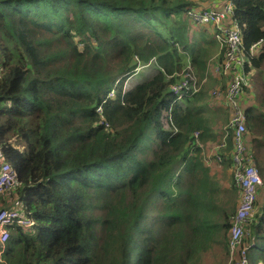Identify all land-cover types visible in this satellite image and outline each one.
<instances>
[{
	"label": "trees",
	"instance_id": "1",
	"mask_svg": "<svg viewBox=\"0 0 264 264\" xmlns=\"http://www.w3.org/2000/svg\"><path fill=\"white\" fill-rule=\"evenodd\" d=\"M196 7L191 0H0V147L21 182L8 195L35 223L31 231L9 228L0 264H202L219 246L228 256L234 187L223 190L193 136L204 145L216 139L209 62L218 75L225 46L218 34L191 31ZM233 20L250 77L264 68V0H234ZM217 52L222 58L212 59ZM152 60L156 73L125 90ZM186 74L201 81L200 92L180 100L171 86ZM245 117L264 180V109L247 107ZM233 150L229 128L226 167ZM2 196L0 210L14 207ZM261 199L247 241L250 264H264Z\"/></svg>",
	"mask_w": 264,
	"mask_h": 264
},
{
	"label": "built area",
	"instance_id": "2",
	"mask_svg": "<svg viewBox=\"0 0 264 264\" xmlns=\"http://www.w3.org/2000/svg\"><path fill=\"white\" fill-rule=\"evenodd\" d=\"M233 7L234 0H229L219 9L206 10L201 14L193 11L189 15L194 24H199L198 26L211 24L218 27L219 32L216 37L225 46L223 59L215 71L218 75L226 76L229 79L228 86L226 90H215L211 95L214 102H227L232 107L234 114L228 127L226 126L224 129L225 134L221 137V141L215 144L218 146H215L213 151H215L217 161L222 162V151L226 147L228 129L231 128L234 143V150L231 155L233 175L241 197L229 235V256L231 257V264H250L249 249L251 245L247 241H254V238L249 235L250 225L260 191L264 189V180L252 159V153L247 144L249 139L247 138L242 97L244 88L250 85V77L245 68L243 35L233 20ZM223 22H227V25L221 27ZM260 48V43L254 45L251 54L256 55ZM200 83L201 81L194 75L186 74L171 86V92L181 100L186 95L185 93H189L190 96L198 94ZM193 136L195 147L203 151L204 144L200 141L198 132H194ZM205 164L211 165L209 159H206ZM20 185L21 182L17 173L6 162L3 149L0 147V196L15 191ZM14 207L0 210V244L3 247L10 238L9 228L17 225L31 231L35 225L33 219L28 218L20 209Z\"/></svg>",
	"mask_w": 264,
	"mask_h": 264
},
{
	"label": "rangeland",
	"instance_id": "3",
	"mask_svg": "<svg viewBox=\"0 0 264 264\" xmlns=\"http://www.w3.org/2000/svg\"><path fill=\"white\" fill-rule=\"evenodd\" d=\"M197 4L199 5V7L205 8V9H209V10H213L215 9L214 7H217L220 5L219 2L214 3V0H197ZM206 10H201V9H196L194 13H202L205 12ZM199 25V24H198ZM198 28V27H196ZM192 32H194V30H191ZM190 32V35L194 36V33ZM157 71V67L155 64V61L152 60L150 62L149 65H140L137 70H136V74L134 76H132L131 78L128 79V81L125 84V90L129 89L130 87H133L149 78H151ZM250 84H251V92L252 95H250V92L247 91V93L245 94V96L243 97L244 103H243V107L245 108L246 106H259L262 109H264V68L261 72L259 71H252L251 75H250ZM218 90V91H224L222 86H219V82L213 78H211L209 85H208V91L210 93H212L213 91ZM214 106L216 107H220V108H224L227 113L230 114V120L233 117V109L229 104H219V103H213ZM245 111V110H244ZM223 116L225 117V121L223 119ZM214 121H217L216 123L221 124L220 126H222L223 124L226 125L227 122V114H217L214 113ZM229 123V122H228ZM223 129V127H219L217 129ZM225 129V128H224ZM217 133L218 130H217ZM220 133L225 134V132L222 130ZM214 146H218V145H214ZM213 146V147H214ZM6 159V157H5ZM7 162V161H6ZM4 197L5 200H7L9 202L10 206H14V204L16 205V207L18 209H21V207L19 206V203L16 201V199L12 196H9L8 194L2 196ZM263 198V195H259V200ZM260 205H264V201L263 199H261V201H259V204L257 205V211L260 207ZM218 252V253H217ZM216 254L213 257H205V259L203 260L202 264H231V257L227 256V253H225L223 251V248L221 246L218 247Z\"/></svg>",
	"mask_w": 264,
	"mask_h": 264
},
{
	"label": "crops",
	"instance_id": "4",
	"mask_svg": "<svg viewBox=\"0 0 264 264\" xmlns=\"http://www.w3.org/2000/svg\"><path fill=\"white\" fill-rule=\"evenodd\" d=\"M191 1L197 3V0H191ZM227 1H229V0H214V3H217V2L220 3L219 6L214 7V8L215 9L221 8ZM196 9L209 10V9H205V8L199 7V5H198V7H196ZM191 25H192V30H194L195 32L204 31L208 35H210V37H213V35H216L219 32L218 27L213 26L211 24H207V25H204V26H198L196 24L191 23ZM225 25H227V22H223L221 24V27H223ZM196 27H198V28H196ZM219 57L222 58V55L220 56V52H217L212 59L216 60ZM214 67H215V61H210L209 62L210 72L212 73V75L215 78V80H217L219 82V86H222L224 88V86L226 84L224 83V81H222L223 77H219L220 75L218 76L214 72ZM226 87H227V85H226ZM207 90H208V88H207ZM244 100H245V98L243 99V97H242V104L244 103ZM207 102H209V104L212 105L211 114L213 115V117H214V113L218 114V112L220 110H223V112L227 113V111L224 108H219V107H216V106L213 105V103L227 104V102H225V101L214 102L213 98L211 97V93L209 94ZM245 102H246V100H245ZM251 106H253V105H251ZM247 107H250V106L248 105L245 108H247ZM227 114H229V113H227ZM229 118H230V114H229ZM215 122H217V121H215ZM220 125L221 124H219V123H213L211 125L213 133H214V135H216V139L214 138L215 140L212 139V141L210 140L209 142H207V144L204 145V150H203L204 161H206V159H209V161L211 162V165H207V166L210 167L211 174L215 177V179L217 181L220 182V184H221V186H222V188H223V190L225 192L231 190L234 187L233 188V192L235 194V205H236V209H238L241 193H240V190L238 189V187L236 186V182L234 180L232 161L229 160L230 165L228 167H226L222 162L217 161L216 155H215V151H213V148L215 147L214 145L223 136V133H220V132L222 130L224 131V128L226 129L225 124H223L222 126H220ZM219 127H223V129L221 128L220 131H219V129H217ZM217 130H218L219 133H217ZM208 256H210V257L214 256L212 254V251H209V252L205 253V257H208ZM229 257L230 256H229V253H228V259H229Z\"/></svg>",
	"mask_w": 264,
	"mask_h": 264
}]
</instances>
